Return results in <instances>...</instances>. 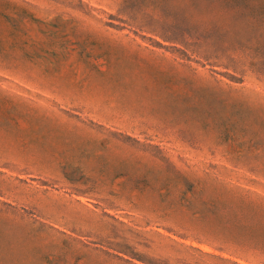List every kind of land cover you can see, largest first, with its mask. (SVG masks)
Returning <instances> with one entry per match:
<instances>
[{
  "label": "rangeland",
  "instance_id": "obj_1",
  "mask_svg": "<svg viewBox=\"0 0 264 264\" xmlns=\"http://www.w3.org/2000/svg\"><path fill=\"white\" fill-rule=\"evenodd\" d=\"M0 264H264V0H0Z\"/></svg>",
  "mask_w": 264,
  "mask_h": 264
}]
</instances>
